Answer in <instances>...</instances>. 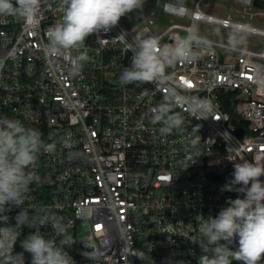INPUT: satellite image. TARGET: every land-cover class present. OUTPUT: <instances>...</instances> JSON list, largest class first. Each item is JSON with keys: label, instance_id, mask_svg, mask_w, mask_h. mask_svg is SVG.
<instances>
[{"label": "built area", "instance_id": "2783aa9c", "mask_svg": "<svg viewBox=\"0 0 264 264\" xmlns=\"http://www.w3.org/2000/svg\"><path fill=\"white\" fill-rule=\"evenodd\" d=\"M202 1L193 8L158 1L140 27L119 21L89 36L81 48L89 59L81 69L72 64L76 50L46 47L48 29L62 19L60 0H43L34 24L0 17V114L56 145L39 157L40 179L28 204L53 208L71 221L75 243L65 247L75 264H198L202 253L193 241L200 237V223L238 196L221 191L234 171L228 148L230 158L264 164V28L236 21L230 12L205 13ZM224 1L246 17L245 9L257 0ZM158 9L189 24L173 23L155 33ZM202 22L261 37L262 49L204 37ZM189 33L206 38L210 47H194V59L166 70L163 84L120 83V71L131 64L130 47L148 37L167 46ZM168 91L177 94L174 110L184 125L183 131L163 135L150 116ZM229 94L241 124L223 110L221 99ZM194 134L201 137L198 150L189 145ZM18 211L7 213L10 224ZM32 231L23 229L16 252ZM41 232L50 234L51 227ZM24 256L30 264V254Z\"/></svg>", "mask_w": 264, "mask_h": 264}, {"label": "clouds", "instance_id": "9594fccd", "mask_svg": "<svg viewBox=\"0 0 264 264\" xmlns=\"http://www.w3.org/2000/svg\"><path fill=\"white\" fill-rule=\"evenodd\" d=\"M42 3L43 0H0V17H15L34 24L40 18ZM60 5L62 19L48 29L46 47L57 52L76 50L72 64L81 69L89 59L81 50L87 38L110 31L122 17L142 10L144 0H60ZM243 40L238 33L230 34L229 42L233 45ZM194 47L207 51L210 42L192 33L176 38L167 46H162L156 37L142 39L130 47L131 64L120 71V83L135 87L153 82L163 84L166 70L194 59ZM178 102L177 94L168 91L151 108L150 123L160 125L159 132L163 135L183 131L184 118L174 110ZM41 137L39 130L0 114V225H3L0 226V264H25V252L31 256L30 264H75L65 247L75 243L69 231L71 221H66L53 208L28 204L33 185L40 179L36 171L39 157L53 152L56 146L45 143ZM200 142L199 134L189 138L192 150H198ZM227 152L226 159L234 162V171L221 191L236 192L238 196L229 197L228 206L216 217L209 216L200 223V237L193 241L202 253L198 264H233L234 261L260 264L264 260V181L260 179L264 176V164L242 157L230 158L229 148ZM13 208L19 211L14 217L15 224H10L7 213ZM46 226L51 227L50 234L41 232ZM24 228L34 231L20 241L23 251L16 252L15 245ZM234 244L237 246L233 250ZM137 257L143 260L142 256Z\"/></svg>", "mask_w": 264, "mask_h": 264}, {"label": "rangeland", "instance_id": "374dc122", "mask_svg": "<svg viewBox=\"0 0 264 264\" xmlns=\"http://www.w3.org/2000/svg\"><path fill=\"white\" fill-rule=\"evenodd\" d=\"M160 1V5L164 1H173L181 4H185L188 7L193 8L197 2V0H144V5L142 10H137L133 13H130L120 19V22L123 26L127 28H134L139 26V24L149 15H151L154 10L155 6ZM244 8L241 7V11ZM201 10L208 14H213L216 16H226L227 13H232L234 20L243 22L248 25L259 26L264 28V10H258L255 8L245 9L249 14H253L250 16L249 14L246 17L240 16L233 6L230 5L229 2L224 0H203L201 3ZM156 18H157V26L152 27L153 31L159 32L162 28L167 25L177 23V24H189V21L171 15H165L158 11H155ZM160 12V13H159ZM238 33L244 37L242 43L237 44L238 46L253 49L255 51H260L263 45V39L261 37H257L245 32L236 31L233 29H224L214 24L208 22L200 23V34L207 38H212L220 41L229 42L230 34ZM232 44V43H231Z\"/></svg>", "mask_w": 264, "mask_h": 264}, {"label": "trees", "instance_id": "16d2710c", "mask_svg": "<svg viewBox=\"0 0 264 264\" xmlns=\"http://www.w3.org/2000/svg\"><path fill=\"white\" fill-rule=\"evenodd\" d=\"M254 8L255 9H258V10H264V1H255L254 4H253ZM230 96L228 97L227 101H224L221 99V102L223 104V110L229 112L234 120H235V123H240L236 118H235V99L231 96V94H229ZM241 124V123H240Z\"/></svg>", "mask_w": 264, "mask_h": 264}, {"label": "water", "instance_id": "95a60500", "mask_svg": "<svg viewBox=\"0 0 264 264\" xmlns=\"http://www.w3.org/2000/svg\"><path fill=\"white\" fill-rule=\"evenodd\" d=\"M247 122V121H246ZM248 123V122H247Z\"/></svg>", "mask_w": 264, "mask_h": 264}]
</instances>
